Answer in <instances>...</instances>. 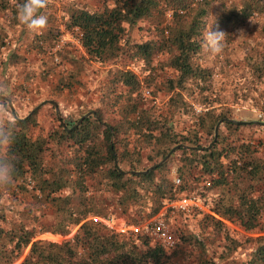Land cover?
<instances>
[{
    "label": "trees",
    "instance_id": "1",
    "mask_svg": "<svg viewBox=\"0 0 264 264\" xmlns=\"http://www.w3.org/2000/svg\"><path fill=\"white\" fill-rule=\"evenodd\" d=\"M23 2L0 0V10L15 16ZM263 12L264 0H101L100 9L68 6L64 29L77 36L83 53L55 52L78 64L65 81L56 82V89L82 86L76 75L84 63L107 64L125 57L141 60L144 69H150L153 57L165 53L175 72L162 84L172 114H154L140 96V80L121 66L106 71L108 79L96 105L82 109L70 125L59 122L43 134L37 128L38 109L14 114L17 175L11 196L0 199V264H172L174 248L147 234L107 228L95 217H112L110 212L117 209L131 225L152 218L166 201L190 190L193 169L207 184L206 192H217L213 215L203 216L213 229L220 230L225 222L244 230L256 228L264 212L263 144L228 140L244 122L206 106L211 71L197 57L208 26L216 22L229 36ZM141 22L153 27L154 38L133 41L131 31ZM56 38L57 33L47 29L36 36V46L42 51ZM8 59L17 57L11 53ZM249 66L264 85V58ZM4 80L6 87L10 79ZM189 90H197L203 107L194 116L193 130L182 134L173 129L169 117L186 103ZM219 120L227 133L217 131L213 140ZM199 132L210 137L206 145ZM171 164L178 184L168 176ZM105 193L112 203L107 204ZM44 233L61 240L39 237ZM223 237L229 251L224 259L209 263L264 264V234L249 239L254 245L243 260L232 256L239 243L226 233Z\"/></svg>",
    "mask_w": 264,
    "mask_h": 264
},
{
    "label": "rangeland",
    "instance_id": "2",
    "mask_svg": "<svg viewBox=\"0 0 264 264\" xmlns=\"http://www.w3.org/2000/svg\"><path fill=\"white\" fill-rule=\"evenodd\" d=\"M70 5L89 10L100 9L101 0H48V6L44 10L48 23L39 33L30 32L19 21L18 13L14 16L10 10H0V87L6 89L13 113L24 116L32 109H38L35 116L37 128L43 134L59 122L62 125H70L82 109H92L96 105L99 89L104 88L108 79L106 71L121 66L126 67L140 80V96L154 114L167 117L171 115L166 106L168 94L162 89V84L167 78L173 77L175 72L168 67L165 53L153 57L150 69H144L141 60L125 57H119L113 63L107 64L84 63V69L76 75L82 86L73 83L69 88L56 89V82L65 81L68 71H73L78 64L72 65L67 59L57 57L55 52L60 51L59 54L62 56L67 55L66 52L69 50L76 56L83 53L75 40V34L64 30L63 14ZM47 29L56 32L57 38L52 45L50 44L52 47H44L41 51L36 46L35 38ZM131 38L137 42L152 39L154 29L147 22H141L132 29ZM11 53L17 57L16 61L14 59L9 61ZM262 58H264V12L253 16L234 30L229 35L227 45L221 54L212 55L202 45L197 60L211 71V78L205 91L208 98L206 106L217 112L226 111L229 117L244 122L228 140H250L255 144L259 142L263 144L261 147H264V85L262 79H258L249 66ZM5 78L10 79L6 82L8 83L6 87ZM201 100L203 98L197 95V90L188 91L186 103L179 112H174L173 116L169 117L176 132L186 134L193 130L194 116L203 107L199 103ZM113 116L117 118L115 114ZM218 126L217 131L227 133L222 124ZM198 134L201 144L206 145L210 137L200 132ZM258 156H261V153H258ZM168 168L170 180L174 177L179 178L174 164ZM189 177L195 183H191L190 190L182 191L175 198L195 197V204L189 205L187 210L182 212H171L164 206L165 203L161 207H165L161 217L169 227L171 247L168 248L175 250L171 257L172 264H207L224 259L230 249V244L223 237L225 233L227 237L239 243L232 256L242 260L247 258L254 245L249 239L264 234V212L260 214L259 224L253 230H244L235 222H225L220 230L213 229L203 216L213 215L211 209L217 192L216 190L206 192L204 188L207 184L201 181L197 169H193ZM103 196L107 204L113 202L111 195L105 193ZM110 213L113 214L111 224L114 227L110 229L144 234L143 224L148 219L131 225L128 223L129 218L117 209ZM46 214H50V211L47 210ZM133 227H137L138 230L135 231ZM180 235L185 239L180 238ZM39 237L57 242L61 240L59 236L49 233L41 234Z\"/></svg>",
    "mask_w": 264,
    "mask_h": 264
},
{
    "label": "clouds",
    "instance_id": "3",
    "mask_svg": "<svg viewBox=\"0 0 264 264\" xmlns=\"http://www.w3.org/2000/svg\"><path fill=\"white\" fill-rule=\"evenodd\" d=\"M47 6L48 0H24L17 5L18 19L30 32L39 33L48 23V17L44 14ZM213 25L217 30L213 31ZM228 37L219 30L215 22L204 32L203 45L210 54L219 55L224 51ZM7 97L6 89L0 87V199L11 196L17 175L16 155L13 150L17 121Z\"/></svg>",
    "mask_w": 264,
    "mask_h": 264
},
{
    "label": "built area",
    "instance_id": "4",
    "mask_svg": "<svg viewBox=\"0 0 264 264\" xmlns=\"http://www.w3.org/2000/svg\"><path fill=\"white\" fill-rule=\"evenodd\" d=\"M65 32L67 31L65 30ZM75 40L80 46L79 40L76 35ZM171 181L174 184H178L180 180L178 177H174ZM191 204H195V197L174 198L172 200L167 201L164 206H167L171 212H182L187 210L188 206ZM164 208L165 207L161 208L155 216H153L151 219H148L146 223L143 224V233L151 236L153 239L160 241L164 246L171 247V242L169 239V227L166 225L164 219L161 217ZM97 219L101 221L105 226L109 228H114L111 224L113 219L112 217H98ZM133 229L135 231L138 230L137 227H133Z\"/></svg>",
    "mask_w": 264,
    "mask_h": 264
},
{
    "label": "water",
    "instance_id": "5",
    "mask_svg": "<svg viewBox=\"0 0 264 264\" xmlns=\"http://www.w3.org/2000/svg\"><path fill=\"white\" fill-rule=\"evenodd\" d=\"M35 109V108H34ZM82 118V117H81ZM80 118V119H81ZM221 122V120H219L218 122H217V124L215 125V127H214V137H213V140L216 138V133H217V128H218V125H219V123ZM178 148V145H176V146H174L173 148H171L170 150H169V152H168V154H167V156L169 155V154H171V152H173L175 149H177ZM131 173H134V172H131Z\"/></svg>",
    "mask_w": 264,
    "mask_h": 264
}]
</instances>
